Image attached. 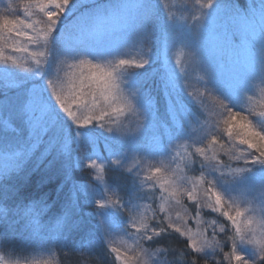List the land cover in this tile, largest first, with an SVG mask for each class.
Wrapping results in <instances>:
<instances>
[{
    "label": "snow or ice",
    "instance_id": "1",
    "mask_svg": "<svg viewBox=\"0 0 264 264\" xmlns=\"http://www.w3.org/2000/svg\"><path fill=\"white\" fill-rule=\"evenodd\" d=\"M73 3V0H27L24 4V18L17 16L9 18L5 15L0 20V64L13 65L21 70L33 71L35 67H41L48 62L49 56L53 54L52 36L57 29L61 16L66 9ZM198 14L192 16L194 24L187 25V30L177 31L175 21L176 17L172 12H166L169 25L166 32L165 54L172 48L178 40L182 41L177 48L187 51V54L195 59L199 66L204 67L201 79L205 81V92L214 93L213 89L207 87V81L214 78L213 72L204 63L199 49L187 47L188 41L185 36L193 40L200 41L205 27L206 10L213 7L215 0H206L200 3ZM10 7V5L8 6ZM166 7V6H164ZM7 11V8L5 9ZM38 13L37 18L33 16ZM181 20L186 17H181ZM231 26L234 33L214 32L211 39L219 52L223 53L234 44V34L240 37V42L250 39L253 34L259 31L261 36V62L260 72L264 74V0H260L259 5L253 3L251 10L237 12L231 18ZM154 22L148 11V6L141 0H135V3L129 5L123 3L116 7L100 8L87 12L81 16L76 24L66 35L68 49L61 50L57 47L55 52L54 75L47 80L51 96L56 104L74 125L83 127L96 124L108 133H115L120 140H128L132 143L131 158L139 157V162H134V167H128V161L123 160V156L112 158L110 162H104L100 157L86 158L81 152L76 166L87 169V175L90 177L84 189L94 200L97 211L106 207L116 208L121 212H129L135 209L139 212L140 206L133 205L135 195L129 200L130 206H125L122 197L111 200L107 193L115 192L108 186V178L112 176L111 169L118 167L125 173H131L148 156L141 155L142 145L139 143L141 134L149 125V111L152 101L141 95L142 85H137L131 92H126L121 88V75L135 69L143 68L150 62L152 52L151 41L153 39ZM86 36L91 42L73 43L72 37ZM127 37L138 45L142 51L138 57L126 56L123 54H111L114 48L120 47L123 43L122 37ZM79 46L81 50H73V46ZM95 47L99 49L97 59H90L87 52L83 49ZM10 49L11 54H6ZM127 51V49H125ZM110 57V58H109ZM31 62V63H29ZM177 67L181 64L179 58L175 60ZM181 75L185 76L183 67H178ZM184 90L200 108L203 101L198 100L192 92L188 91L187 81L183 80ZM164 87L166 93L171 96L177 88L174 76L165 78ZM203 96L204 93H201ZM218 108L221 115L224 116L223 127L218 128L213 124L204 128L207 138L194 141V144L202 146L195 147L193 156L199 155L202 160H192V163H199L201 166V176L197 182H193L191 188H183L170 177L162 175V168H150V174L145 178L146 181H152L153 187L158 185L161 193V199L164 202L175 200L176 204L181 203L180 197L186 196L188 200L194 201L198 206H206L212 212L219 213L231 224V234L227 225H217L213 220L208 227L211 228V237L205 235L204 230L192 232L190 229L181 231V228L175 221L169 218L167 225L164 220L157 217L155 211L152 219L155 224L141 223L137 226L134 216L131 217L130 227L134 232H125L132 237V245L121 252L120 248L110 245L109 237L112 232L104 228L105 242L107 248L116 254V260L120 264H175V261L169 259V253L174 252L171 248L153 249L151 246L145 247L150 241L167 233L173 229L180 235H186L188 240L186 247L191 252H186L185 256L190 257L188 264H264V219L257 221L254 216L248 214L256 212L257 208H242L236 203L235 198L232 201L225 199L223 194L216 188V185L207 180L204 170H214L239 176L249 171V165L264 166V130H260L251 117H264V111L256 113L249 111L247 115L242 112L234 111L228 106L226 101L219 95H216ZM251 100V97H248ZM142 101L143 107L137 102ZM5 113L14 112L22 117L27 124L30 135L37 137L44 128V118L48 116V106L43 103L40 94L36 91H30L16 105H5L0 109ZM170 116L175 122L183 119L182 110L177 103L170 100ZM132 115H135L138 123L130 127L126 121ZM4 123L9 124L7 116ZM154 124V122H152ZM216 130H211L212 128ZM197 131L195 125L192 128ZM79 137V133H77ZM226 138V139H225ZM160 144V141H158ZM35 146V145H34ZM162 151V145L160 144ZM65 151L68 145H64ZM212 156H208V152ZM155 152V151H154ZM179 155V154H178ZM224 157L228 160L243 161V165L236 167L229 166ZM101 161V163H97ZM93 171L95 175L93 176ZM103 173H107L105 179ZM139 176V171L134 173ZM186 182V179L181 183ZM96 183L104 186L103 196L99 197L95 191ZM197 183L207 184L203 194L198 192ZM166 194V195H165ZM154 196V193H153ZM203 201V204L201 203ZM252 201L249 200L248 203ZM259 212L264 216V206H259ZM163 211V204L161 205ZM159 228V230H157ZM223 234L220 239H217ZM55 239V238H54ZM3 238H0L2 242ZM242 246L250 249L245 254L241 251ZM56 247L53 245L48 251L53 253ZM227 249V251H225ZM195 254V255H193ZM221 259L217 260L216 257ZM158 259H154L157 258ZM174 257V256H173ZM33 264H54V258L34 261Z\"/></svg>",
    "mask_w": 264,
    "mask_h": 264
},
{
    "label": "trees",
    "instance_id": "2",
    "mask_svg": "<svg viewBox=\"0 0 264 264\" xmlns=\"http://www.w3.org/2000/svg\"><path fill=\"white\" fill-rule=\"evenodd\" d=\"M126 1L80 0L78 3L70 5L67 8L69 10L61 16L57 29L53 33V52L58 43L67 40V33L81 16L96 10L98 6L107 9ZM253 3L259 5L260 0H224L221 16L218 17L219 23L216 22V27L213 25L215 28H212L214 32L234 33L230 23L232 16L237 12L250 11ZM157 7L158 11H154L153 16H156L155 22L158 23V29L161 26V30L164 31V25H167V16L166 14L161 15L159 3H157ZM73 38L71 39L73 40ZM75 38L78 37L75 36ZM232 48L237 49L236 54L240 51L243 52L242 55L240 53L236 55L237 59L249 58L251 54L261 48L259 31L257 30L250 39H245L242 42H240V37L234 34ZM60 49L67 50L68 41L61 45ZM78 49H80L78 46H73V50L77 51ZM229 50L228 48L223 52L225 57ZM156 51L158 55L154 60L143 68L130 72L135 87L142 85L141 95L147 96L152 101L149 120L153 122L154 119L160 122L169 132L174 133L177 122L170 116V100L181 108L182 122L186 112L190 114V110H194L197 113L198 108L195 102L185 98L188 95L181 86V74L176 73V70V72L174 70L172 72L167 69V65L160 55V43L157 44ZM52 56L53 54L49 56L48 62L41 66L40 73L35 77L29 76L30 78L22 79L24 73L20 72L12 81L13 83L3 82L0 77V109H3L5 105H16L19 100L33 90H39L36 92L40 93L43 103L46 101L49 109L48 116L44 118V128L38 136V143L34 141V139L37 140V137L30 135V130L22 117L14 112L0 111V164L11 153L16 154V158L11 159L8 166L0 170V238H3L0 242V264L8 262H12L11 264H33L31 259L41 252L48 253L51 259L54 258V264H120L116 260L115 253L107 248L104 230L100 228L93 215V210L97 206L91 202V196L83 190L90 179L87 169L76 166L81 152L92 153V142L79 136L81 140L75 144L73 138L77 126L67 119L62 111L58 110L57 104H50L46 100L51 97V94L48 85L43 80L47 76L49 79L54 75L50 64ZM230 59H235V55L231 54L227 62ZM168 76H174L177 83V88L171 96L166 93L164 87L165 78ZM38 86L39 89H37ZM139 102L143 107V102ZM228 106L234 111L246 112L233 107L232 104H228ZM6 116L10 127L4 123ZM132 119L131 124L134 121L137 122L136 116H133ZM143 136L141 134L140 139ZM159 137L165 139L162 136ZM83 141L86 142L85 145ZM65 144L68 145L67 151L64 148ZM108 147H112L116 153L130 149L129 145L120 141L111 140L109 144L101 142L98 144L99 154L106 163L111 160ZM186 149L190 151L189 156L186 159V165L183 160L181 166L184 167L186 175H198L200 165L199 163L193 164L192 160L199 161L200 158L197 155H192L194 150L191 146L185 147ZM111 172L112 176L108 178V186L115 191L114 197H122L124 205L130 206L128 202L135 195L136 199L133 200V205H139L149 210L142 212L144 214L142 218L141 214L134 212V209L131 214L127 211L125 213L116 211V228L123 232H125V228L129 232H134L135 229L130 227L132 216H134L137 226L142 222L155 224L156 220L152 219L154 211L157 217L163 219L164 224L167 225L166 215L159 208L158 197H155L156 194H160L158 187L148 189L147 182L143 181L141 177L135 176L133 172L125 173L118 167H113ZM95 174L93 171V176ZM102 175L107 179V173ZM195 206L193 203L187 205L191 212L195 210ZM203 215L208 217L211 214L206 210L203 211ZM222 235L220 234L218 238L220 239ZM187 240V237L169 229L167 233L148 242L145 247L171 248L174 252L168 254L169 259L174 260L175 264H188L190 257H186L185 253L191 252V249L186 247ZM53 245L56 249L50 253L48 250ZM29 258L31 259L29 260Z\"/></svg>",
    "mask_w": 264,
    "mask_h": 264
},
{
    "label": "rangeland",
    "instance_id": "3",
    "mask_svg": "<svg viewBox=\"0 0 264 264\" xmlns=\"http://www.w3.org/2000/svg\"><path fill=\"white\" fill-rule=\"evenodd\" d=\"M78 1L80 0H73V3L71 5L78 3ZM141 2L148 6V11L155 25L153 30V39L151 41L152 52L150 55V61L154 60L157 57L158 53L156 51V46L158 43H160V55H162L163 60L167 65V69L172 72L173 70H176L177 72H175L180 74L178 67L184 68L185 76H180L181 86L184 90L183 80L186 79L188 91L192 92L198 100L203 101V106L202 108H200L199 105L196 104L198 108L197 113L194 110H190V114L186 112L184 121L177 122V127L174 133L172 131L169 132L160 122L153 119V124L152 120H149L148 127L142 133V135L144 136L139 141V143L143 146L140 154L148 156V158L146 157L143 163L140 164V169L137 167V169L133 170V173L139 171V177H141L143 181H146L145 178L150 174V168L161 167L162 175L177 180V183L181 184L183 188H191L193 186V182H197L199 180L202 169L200 166V173L198 175H186L185 171L183 170L184 167L182 168L181 163L184 160L186 165V159L188 158L190 151H188L187 149L185 150V147L191 146L195 151V147L202 145L194 144L193 142H198V140H204L207 138L204 128L206 129L213 124L217 125L218 128L223 127L224 116L221 115V110L218 108L217 99L215 98V96L219 95L226 101L227 104H232L235 108L245 110V113L242 112V114L244 115H247L249 111H253L256 113L264 111V74L260 72L259 67L261 62V48H259L254 54H251L249 58L242 60L236 58V55H238V53H240L241 55L243 54L242 51L236 54V48H229L230 50L228 51V53H226L227 57L224 56V53L218 51L211 39L214 33V29L212 28L214 27L213 25H215L216 27V22L219 23L218 17L221 16L220 13L222 11L224 0H215L213 7L206 10L207 16L205 20V27L202 32V39L200 41H196L187 35L185 36V39L188 41L187 47L189 49L193 47L198 48L199 53L204 60V63L214 74V78L207 81V87L212 88L214 93L205 92V81L201 79V77L203 76L204 67L199 66L195 59L187 54L186 50L177 48L182 43V41L180 40H178L176 44L165 54L164 49L169 20L168 17H166L167 25H164L165 29L163 31L161 30L162 27L160 26V23V28L158 29V23L155 22L156 16H153V12L156 10L158 11L157 3H159V11L161 15L166 14V12L174 13L176 17L175 25L177 31H181L182 29L187 30L188 23L194 24L192 16L194 14H198L199 11V5L196 3V0H141ZM205 2L206 0H200L201 4ZM25 3H27V0H0V20H2L5 15L13 19L17 16H19L20 18H24L23 6ZM125 3L131 5L135 3V0H127ZM9 5L10 7H8ZM6 8L7 11L5 10ZM68 10L66 9L64 14ZM38 16L39 14L36 13L33 18L35 19ZM181 17H186V19L181 20ZM122 40V45L120 47L114 48L111 54H123L133 57H138L141 54L142 49L138 45L136 46L134 43H132L131 40L126 36L122 37ZM72 41L73 43H79L82 41L91 43L86 36H79L78 38H75L74 36ZM66 43L67 40L61 41L56 45L53 56L50 59V64L52 65L53 72L56 49L57 47L61 48V45H64ZM125 49H127V51H125ZM79 50L81 49H78L77 51ZM83 50L86 51L89 58L93 59L94 61L97 59L100 51L95 47H89ZM6 54H11L10 49L6 50ZM231 54L235 55V59H230L229 62H227V59ZM177 58H179L181 61V64L178 67L175 63V60ZM40 69L41 67H35L33 68V71L28 72L10 64H0V77L2 78L1 80L3 82L9 81L10 83H13L12 81L16 79L18 73H24L22 79L29 76L35 77L40 73ZM48 77L49 76L45 77V80H43V82L45 81V84H47ZM121 88H123L126 92H131L136 88L134 79L130 71L121 75ZM37 89H39V86L37 87ZM49 92L51 94V91ZM184 92L186 93L185 90ZM201 93H204V95L202 96ZM248 97H251V100H248ZM185 98H187L188 100L191 99L193 102H195L190 96H185ZM46 100L49 101L50 104H56L52 96L49 99L46 98ZM44 103L48 106L46 101H44ZM137 103L140 105V102ZM58 110L62 111L60 110V108ZM133 116L135 115L130 116L126 121V123L130 127H134L136 123H138V121H134L131 124V122L133 121ZM251 119L260 130H264V117L253 116L251 117ZM201 124L204 126V128L201 127ZM193 125L196 126L197 131L192 130ZM75 129L76 134L73 138L75 144L81 140L79 137H77V133H79V136L84 140L92 142V153L87 151L83 153L86 158L100 157L102 159L101 155L99 154L100 149L98 148V144H100L101 142L109 144V141L115 140L118 142L120 141L123 144L126 143V145H129V147L132 143L128 140H120V138L115 133H108L96 124L83 127L77 126V128ZM211 130L215 131L216 129L213 127ZM159 136H162L165 139H162ZM34 141L36 140L34 139ZM158 141H160V144L162 145V151H158L161 147ZM83 143L84 145L86 144L85 141H83ZM131 152L132 147H130V149L128 148L125 152L120 153H116L112 147H108V154L110 159L122 155L123 160L125 162L128 161V167H134V162H139L140 160L139 157L131 158ZM15 155V153H11V155H8L7 158H5V161L0 164V170H3V168L7 167L10 160H14L16 158ZM197 156L199 155L197 154ZM208 156H212L211 151L208 152ZM199 158L200 159L198 160L203 159V157L200 156ZM224 159L226 163L231 167H236L238 164L243 165L242 160L237 162L228 160L227 157H224ZM102 160L106 162L104 159ZM97 163H101V161H97ZM248 167L250 170L239 176H232L231 174L224 172L223 169H221L220 171L204 170V175L207 180H211L216 185V188L223 194L225 199L232 201L235 198L236 203L239 204L242 208H257L256 212H251L248 214L254 216L257 221H260L261 219H264V216H262V214L258 210L259 206H264V166L249 165ZM185 179L186 182L181 183V181ZM146 182L147 187H149L148 189L154 188L152 181ZM156 187H158V185ZM206 187L207 184L197 183V190L201 194V196ZM95 191L99 197H102L104 186L96 183ZM107 197L111 200L120 199L114 197L112 192L107 193ZM155 197H158L157 199H159L160 209L161 205L163 204V213H165L166 215V221L169 222V218L172 221H175L181 228L182 232L185 231V229H190L192 232H197V230H204L205 235L210 238L211 228L208 227V225H210L211 222L215 220L217 222V225H227L229 228V234H231V224L226 220V218L220 216L219 213L212 212L211 209L207 208L206 206H198L194 201L188 200L186 196L180 197L181 203L179 205L176 204L175 200L164 202L161 199V193L159 195L156 194ZM249 200H251L252 202L248 203ZM91 202L96 205L92 197ZM191 203L196 205L195 210H192V212L190 210V207H187V205ZM201 203L203 204V201H201ZM146 209L147 208L144 209L140 206L139 212H136L135 209L134 212H136V214H141L142 218V216H144L142 212L149 211L148 209ZM206 210L211 214L208 217L203 215V211ZM116 211L118 210L113 207H106L105 209L99 211H97V208H95L93 210V215L100 228H102L103 230L104 228H108L109 231L112 232L109 237L110 245L112 247L120 248L121 252H123L128 246L132 245V237L123 232V230L115 227ZM140 221H142V219H140ZM184 236L187 237L186 235ZM217 239L219 238L217 237ZM241 251L247 254L250 252V249L242 246ZM30 259L31 258H29V260ZM48 259H51L48 253L41 252L40 254H38V256L31 259V262L33 263L34 261H43ZM154 259H158V257ZM216 259L219 260L221 259V257L218 255ZM118 262L120 263V261ZM11 263L12 262H8L6 264Z\"/></svg>",
    "mask_w": 264,
    "mask_h": 264
}]
</instances>
